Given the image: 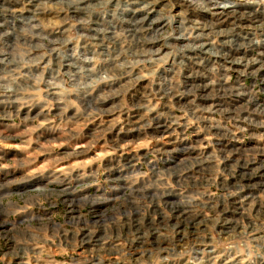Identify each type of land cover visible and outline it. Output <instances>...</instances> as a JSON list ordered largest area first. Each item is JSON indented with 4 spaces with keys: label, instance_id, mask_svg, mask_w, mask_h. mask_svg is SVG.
<instances>
[{
    "label": "rangeland",
    "instance_id": "1",
    "mask_svg": "<svg viewBox=\"0 0 264 264\" xmlns=\"http://www.w3.org/2000/svg\"><path fill=\"white\" fill-rule=\"evenodd\" d=\"M6 1L0 0V11L9 4L15 13L0 15V264H75L76 240L63 237L75 235L78 222L93 230L108 219L94 218L89 206H81L109 200L80 201L85 193H76L74 185L84 180V189L96 170L103 180L105 171H121L125 158H138L135 169L150 174L159 153L179 161L194 158L192 151L200 157L199 148L187 144H178V153L163 152L154 137V114L164 104L172 108L178 94L188 98L179 110L190 114L191 127L204 126L205 114L218 112L217 122L238 133L239 144L224 149L227 156H264V108H258L264 67L236 74L228 63L264 54V0H33L32 8L28 0ZM185 56L199 63L190 68L192 94L185 93L186 71L176 63ZM204 90L211 101L199 103ZM229 109L238 122L227 115ZM136 115L142 122L132 134L128 125ZM186 130L193 140V129ZM82 142L87 151L73 155L72 146ZM35 170L26 179L37 183L24 182ZM220 243L215 245L224 250L227 244ZM239 243L241 263L248 264L243 235ZM254 247L250 262L262 264L264 241ZM159 259L171 258L156 257L150 264Z\"/></svg>",
    "mask_w": 264,
    "mask_h": 264
},
{
    "label": "bare ground",
    "instance_id": "2",
    "mask_svg": "<svg viewBox=\"0 0 264 264\" xmlns=\"http://www.w3.org/2000/svg\"><path fill=\"white\" fill-rule=\"evenodd\" d=\"M7 1H6V3H7ZM26 2H28V6L30 8L33 7V5H32L33 0H28ZM6 3H3V4H6ZM45 4H47V3H45ZM39 5H41V3ZM190 5H193V4H191V2H190ZM12 7H14V6H10L9 4L5 8L2 7L3 9L0 11V15L6 16V13L7 14H14L15 12H14V10H12ZM38 8L39 7H37V10H38ZM72 8L74 9L73 13H75V14L79 13V10L76 9L75 5H72ZM202 8H204V7H202ZM0 9H1V6H0ZM230 9H232L231 12H233V13L237 12L236 7H231ZM205 11H201V12H205ZM28 12H31V11L29 10ZM239 17H241V16H239ZM142 22H144V20L139 23V26H138L139 28L142 27ZM185 24H187V23L184 22V20H180L178 22L179 27L184 28L186 30L187 27H185L186 26ZM199 26H201V24H198L195 26L197 31L201 30L198 28ZM204 27L209 28L208 25H206ZM203 30H204V28H203ZM228 35H229V33H228ZM263 41H264V39H263ZM144 42H146L145 39H144ZM143 45H141V47ZM258 45H259V43H258ZM208 50H209V48H208ZM187 51L190 52V49H188ZM240 52H241V50H240ZM230 56H232V55H230ZM258 56H259L258 58L249 59V60H241L240 58L238 60L233 59V61H229L228 63L231 64L230 68L236 74H241L247 70L253 71L255 69L259 70V71L260 70L263 71L262 68L264 67V65H262V64H264V54L259 53ZM183 59L184 60L178 59V61L176 63L178 65L182 66L186 71V73L183 77L184 78V86L186 89L185 93L186 94H192L193 92L191 89H193V86H192L191 82H192V79L194 78V74L190 73V68L192 67V65L199 66V63L197 62V63L193 64L192 61L194 58H192V57L185 56V58H183ZM197 74H199V73H197ZM201 86H203V85H201ZM196 88H200V86L197 85ZM204 93H205L204 96H200L201 101L199 103L211 101V98L206 93V90H204ZM237 97L240 98V96H237ZM177 99L179 100V102L176 101L175 103H173L172 108H169L168 105L164 104L154 114V115H156L155 132L153 131L154 137H155L156 141L158 142V144L161 145L159 147H163V152H168L170 155H172V154L178 153L177 148L175 149V147H177L178 144H180V145L187 144L190 148H193V149L199 148L200 157L193 155L195 152L192 151V152H190V156H193L194 158H186L185 161L184 160L179 161L180 158H171L168 155H164V154L159 153L158 156L160 157V163H161V165H163V167L161 169H158L156 167V165L152 166L153 172L157 176V179L151 183L146 181L144 178H142L140 176L139 169H135L138 166L136 163L138 158H134L135 160L133 158H125V160H124L125 163H124L121 171L113 172V169H111L110 171H112V172L111 173L108 172L109 173L108 175L111 178L112 182H115V184H113V186H112V189L114 190L115 196L113 198L103 197L105 199H108L109 201L104 200V201L90 202L92 204V206L96 209H98L104 203L110 202V204H114V201L116 199H122L126 195L127 190L135 191V193H132V196L136 195V197H138V196L142 195V193H143V195L151 198L150 202L153 204V206L148 210V213L146 215L139 214V213L135 212L134 214L124 216V218H123L124 222L128 223L130 226L131 237H132L130 240V245L139 247L141 254L145 255V257L148 259L151 258L152 254H153L152 250H154L155 252L157 250L158 252H162V253H170L173 250H175V249H172L173 245H172L171 241L168 240L166 237H164L163 235H161L157 231L158 226L160 225L161 221L164 219V216L162 214H160L161 212H159L157 207H156L159 202L163 203L166 206L167 211L171 213V219H175V220L191 219L192 222L194 223V225H199V223L201 222V217L199 215H192L189 211H187V209L190 206L189 201L186 200L188 198L187 196L182 195L180 198H178L176 200V198L174 197V194H173L176 191L163 192V189H161L157 186V182L164 181V179H162V176L165 174L173 175L175 182L178 184H180V183L199 184L200 180H202L203 183H208L209 179H207V178L200 179V180L195 179V178H191L190 175L193 173V170H195V169L201 173L207 172L210 174H217L219 171V168H220L221 173H228V174L232 175V179L229 182L222 181L223 183H226L225 187L238 191L237 196H234L231 194L228 196V199L226 200V203H228L233 208V210L229 214H225V217H223L221 219V226L222 227L225 226L226 227L225 230L226 229L228 230V227L232 226V224H233L232 222L234 221L233 216H236V220L237 219H239V220L244 219L245 214H246V210H247L246 207L249 204H254V209H255L257 215L264 216V202L260 201V198H259L260 193L264 194V166H263V164H264V158L263 157L264 156L262 158H234V155H232L231 157L228 155L229 156L228 157L226 155L228 152L224 151V149L227 147H230V146L234 148L236 145L239 144L238 133L234 132V131H228V129L224 128L222 123L217 122L216 117H217V115H219L218 112L213 113L212 116L205 114V117L203 118V120L206 124L204 126H200V124H196V126L191 127L190 124L192 122L190 121L191 120L190 114L187 113V115L184 116L182 110H179V106L182 105V103L186 104V100L188 98H185L183 100L182 96H180V94H178ZM258 99H259V97H258ZM260 101L264 102V99L260 100ZM199 107L204 109L205 111H208L207 109H211V107H209V106L203 107L202 105H199ZM220 107L221 106L219 105V110H221ZM223 108H224V106H223ZM232 108H234V106ZM235 112L232 111V109H229L228 111H226L228 116L233 117V121H237V120L239 121L240 119H238V118H240V117H237V114H235ZM168 114H170V115L168 116ZM219 117H221V115H219ZM140 122H142V120L139 119V117L137 115L131 119L130 124L128 125V127L130 128V133L134 134V132L137 131L136 125H138ZM188 127L193 129V133L195 136V140L193 141V143H191V145H190L191 141L187 137V130L186 129ZM256 138L257 137H255V139ZM13 141H14V139H13ZM208 142H211L212 147H213V148L211 147V150H209V152H207V150H205V148L203 146L204 144L206 145ZM83 143L84 142H82L80 144L79 143L74 144L72 146L73 155L80 156L83 152H85V150L87 148H89V146L86 148V146L83 145ZM165 147H167V148H165ZM179 153H182L181 150L179 151ZM217 158L222 159L221 166H217V163H216ZM142 159L147 160L149 158H142ZM22 160H24V158ZM177 161H179V163H177ZM132 162H135V163L132 164ZM171 165H173V166H171ZM43 166H42V168H43ZM168 166H170V167L167 168ZM45 168L46 167H44V170H45ZM123 168H124V170H123ZM127 169H133V170L130 172ZM63 170H64V168H62L59 171H63ZM37 171L40 172V170H37ZM43 173L44 172H42V174ZM184 173H187V174L184 175ZM35 174L36 175L38 174V173H36V170L33 172L31 171L28 173V176L25 177V179L26 178L31 179L32 177L36 176ZM95 174L96 173H91L90 178L91 179L95 178V176H96ZM135 174H136L137 178L135 177ZM35 178H37V177H35ZM24 180H22V181H24ZM27 181H29V180L26 179V181H24V182H27ZM35 181H29V183H31V185H33L34 183L35 184L37 183ZM82 181H84V180H79V182L75 184L76 193H79V192H80L79 194L83 193L81 191V189H83V188H81L82 183H83ZM29 189H31V188H29ZM32 189L34 191L42 192V193L47 191V190H44L43 188H38V187H35ZM63 193H64V196L67 195V193H68V196L70 198H71V195L74 194L73 192L69 193L66 191H63ZM156 193H160L161 196H157V197L153 196ZM130 199L131 200H129V202L131 204L135 205L136 201L132 197H130ZM78 200L79 199L73 201L72 199H70L68 201H70L72 203L74 202L77 204ZM80 201H83V199ZM222 211H224V210H222ZM241 230H244L243 226H241ZM223 233L227 234L226 231H222V234ZM249 233H253L252 237L255 241L264 240V226L259 228L255 224H253L252 230L249 231ZM189 234L191 235L192 239L195 241V244H198L201 242L200 238L197 236L196 230H193ZM85 237L88 240L93 239L95 242H98V239L101 237V233L90 232V229H87L85 231ZM178 243H180V242H178ZM182 244L186 247V249L192 247V245L186 246L185 242H183V241H182ZM87 245H88V243H86V246ZM101 245L102 244H99L98 250L101 249L100 248ZM108 250H109V247L107 248V251ZM210 259H211V256H208V260H207L206 264H212L210 262ZM262 264H264V262Z\"/></svg>",
    "mask_w": 264,
    "mask_h": 264
},
{
    "label": "built area",
    "instance_id": "3",
    "mask_svg": "<svg viewBox=\"0 0 264 264\" xmlns=\"http://www.w3.org/2000/svg\"><path fill=\"white\" fill-rule=\"evenodd\" d=\"M258 108L263 109L264 102H260ZM194 140L195 136L193 140L190 139V145ZM208 144H211L212 147V143L208 142L206 145H203L204 148H208ZM216 163L217 166H221L222 159L217 158ZM156 167L161 169L163 165L158 162ZM139 171L140 176L150 183L157 179L153 170L150 174L142 170ZM95 172V178L85 180V188L81 189L85 195H80L79 197L82 198L79 199L103 200V197L113 198L115 195L112 186L115 182H112L108 175V171H105L103 180H101L100 175H98L99 171L96 170ZM185 174L187 173H184V175ZM228 175L229 177H225V173H221L220 168L217 174H210L207 172L201 173L195 169L190 175L191 178L199 180L204 178L209 179L208 183H203L202 180H200L199 184H178L175 182L173 175L165 174L162 176L164 181L157 182V186L163 189V192L176 191L173 193L176 200L182 195L187 196L188 198L186 200L189 201L190 205L187 211L192 215H199L201 217V222L199 225H194L191 219H171V213L167 211L163 203L159 202L156 207L158 211L161 212L160 214L164 216V219L158 226L157 231L171 241L173 245L172 249L175 250L170 253L155 252L152 250L153 254L149 259L141 254L139 247L130 245V240L132 238L130 226L128 223L124 222L123 218L135 212L146 215L148 210L153 206L150 202L151 198L145 195H140L138 197H136V195L132 196V191L127 190L126 195L122 199H116L114 204L104 203L98 209L94 208L90 203H85L81 207L89 206L91 212L94 214V218L95 216L103 218L102 216L105 214L108 219L102 221L103 224H99L96 228H93V230L90 229V232L101 233L98 242H95L93 239L88 240L83 236L84 229L89 228H87L86 224L80 222L77 223L76 228L74 227L76 230L75 235L72 237L65 235L63 237L67 240H70V238L72 241L76 240L74 251L79 258L75 261V264H150L153 258L156 257L171 258L170 260L159 259V264H206L208 259L202 260L207 256V254L205 255L204 253L205 251H207L208 256H211L210 262L212 264H242L241 262L243 261L240 259L241 246L239 245L241 235L245 238V244L248 243V264H252L250 262L251 257H253L252 248H255L254 244L261 243V241H255L252 237L253 233H249V231L252 230L253 224L259 228L263 227L264 216L257 215L254 204H249L246 207L247 210L243 220H236V216H233V224L231 227H228V230H225V226H221V219L225 217V214H229L233 210V208L226 203L228 196L231 194L234 196L238 195V191L225 187L226 183L222 182H229L232 179V175ZM135 177L137 178L136 174ZM211 188L215 189L212 190ZM153 196L157 197L161 196V194L156 193ZM130 197L136 201L135 205L129 202V200H131ZM259 198L260 201L264 202L263 193L259 194ZM124 207L130 208L132 211H125L122 214L124 211L122 209ZM98 211H100V213H98ZM77 217L81 219L80 215ZM241 226L244 227V230H241ZM193 230H196L197 236L201 240L198 244H195V241L189 234ZM222 231H226L229 234H222ZM182 241L185 242L186 246L192 245V247L186 249ZM223 241L227 246H225L224 250H220L215 243L221 242L220 244H222ZM86 243H88V246H85ZM99 244H102L100 250H98ZM108 247L109 250L107 251ZM220 251L222 252L219 253ZM191 259L196 260V262H190ZM27 261L28 259L25 257L24 262L28 263Z\"/></svg>",
    "mask_w": 264,
    "mask_h": 264
}]
</instances>
